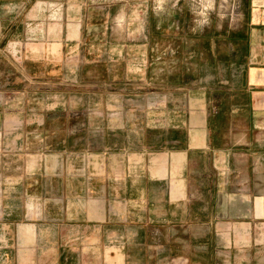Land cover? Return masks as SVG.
<instances>
[{"label": "crops", "instance_id": "0c3cea01", "mask_svg": "<svg viewBox=\"0 0 264 264\" xmlns=\"http://www.w3.org/2000/svg\"><path fill=\"white\" fill-rule=\"evenodd\" d=\"M13 2L0 0L7 133L27 127L2 87V57L27 47ZM245 2L239 22L192 45L188 104L168 108L151 144L106 155L99 171L35 173L36 186L32 170L2 173L0 264H264V0ZM52 47L63 49V31Z\"/></svg>", "mask_w": 264, "mask_h": 264}, {"label": "rangeland", "instance_id": "374dc122", "mask_svg": "<svg viewBox=\"0 0 264 264\" xmlns=\"http://www.w3.org/2000/svg\"><path fill=\"white\" fill-rule=\"evenodd\" d=\"M245 1L15 0L16 40L27 47L17 61L2 57V87L27 127L0 130V178L32 170L36 186L35 173L99 171L106 155L151 144L168 108L188 104L183 79L200 72L192 45L239 22Z\"/></svg>", "mask_w": 264, "mask_h": 264}, {"label": "bare ground", "instance_id": "6f19581e", "mask_svg": "<svg viewBox=\"0 0 264 264\" xmlns=\"http://www.w3.org/2000/svg\"><path fill=\"white\" fill-rule=\"evenodd\" d=\"M118 18H120V17H118ZM120 20V19H119ZM120 21H122V20H120ZM125 21V20H124ZM117 22H119V21H117ZM122 23V22H121ZM123 24V23H122ZM120 26V25H119ZM117 30V29H116Z\"/></svg>", "mask_w": 264, "mask_h": 264}]
</instances>
